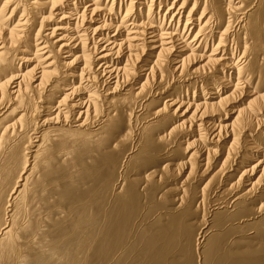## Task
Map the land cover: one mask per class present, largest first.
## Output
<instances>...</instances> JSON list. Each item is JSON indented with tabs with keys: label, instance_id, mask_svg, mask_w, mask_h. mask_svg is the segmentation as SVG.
Listing matches in <instances>:
<instances>
[{
	"label": "bare ground",
	"instance_id": "6f19581e",
	"mask_svg": "<svg viewBox=\"0 0 264 264\" xmlns=\"http://www.w3.org/2000/svg\"><path fill=\"white\" fill-rule=\"evenodd\" d=\"M12 1L0 7V163L29 166L15 199L0 186V264H264V81L244 90L264 62V0L243 14L250 0H194L187 16L192 0H18L7 15ZM53 18L64 23L46 34ZM49 135L70 139L72 189L86 191L52 205L66 218L50 214L21 250L17 213L42 225L41 193L62 160ZM86 149L98 152L78 161Z\"/></svg>",
	"mask_w": 264,
	"mask_h": 264
},
{
	"label": "rangeland",
	"instance_id": "374dc122",
	"mask_svg": "<svg viewBox=\"0 0 264 264\" xmlns=\"http://www.w3.org/2000/svg\"><path fill=\"white\" fill-rule=\"evenodd\" d=\"M5 1L6 0H0V7L3 6V4H4ZM111 1L112 0H110V2ZM239 1L240 0H236L235 2L237 3ZM12 2L13 3H11V5L12 4L13 5L11 6L10 10H6L7 15H10V13L12 12V10L16 7V2L18 3L19 1L18 0H15V1H12ZM173 2H174V0H170L169 4L167 3V5L168 6H171V4ZM194 3H195L194 0H192L189 3L188 8L185 10L186 11L185 12V15L186 16L191 11L192 6L194 5ZM200 3L202 4L203 3V0H201ZM181 4H182V2H180L179 5L176 3V6H174L175 9H174V11H172V13L174 15L176 14L175 15L176 17L174 16V19L173 20H172V18H170L171 17L170 14H168L166 16L167 18L169 17L168 18V22L170 21L167 24L168 25V28H174V27H175V29L177 28V21H179V18L181 17V16L179 17L180 11L178 12V9L177 8H179ZM254 6L255 5H253L252 0L248 1L246 3L245 9L242 10V14L248 12V10H251ZM161 9H162V11H161L162 12V15H164L167 12V9L168 8L162 7ZM156 10L158 11V9H156ZM202 10H203V5H201V6L198 5V7H197L198 13H197L196 18H194V19H197L200 16ZM16 11H18V12L15 13V15H14V17L12 19V23L10 22V24L8 26L9 29L15 27L17 25V23L21 20L22 10L19 11V9H18ZM252 12H254V11H252ZM46 14H43V15L44 16L46 15V17H48L49 12H47ZM261 14H263V9L261 11L259 10V13L254 16V20L257 19V18H259V15H261ZM243 16L241 15L240 18H243ZM58 20L59 19H57V18H55V19L53 18V20L51 22H47V23L44 24L46 26V28H45L46 34L50 33V31H47V30H51L53 27H55L57 25H61V24L64 23V21L59 22ZM182 21H184V22H182V24L180 26V30L183 29V25L185 23V18ZM237 23H239V21ZM40 24L41 23L36 24V26H35V29L36 30L39 29L38 27H39ZM31 27H32V25H31ZM93 27L95 28V27H97V25L96 26L93 25ZM20 28L22 29V27H20ZM29 28H30V23H28V27L26 28V31L25 32H27V31L29 32L30 31ZM233 31H234V28H232L230 32H233ZM59 33H61V31H59ZM42 39H43V41H46V40L49 41V38L48 37H45V38L42 37ZM41 42H42V40H40L38 43H41ZM209 50L210 49H208V51ZM63 57H66V55H64ZM195 65H197L196 66V68H197L201 64L196 63ZM259 75L260 76H258L257 78H255L252 81V83H250V85H247L246 87L243 85V87H245L244 90H247V91L252 92V91L255 90L254 88L256 87V84L258 83L259 80H260V82H263L264 81V62H262V65H261V68H260V74ZM234 77H237V76H235V74H234ZM180 83L181 82H175L170 87H168V89H166V90H169L170 91V90H172L174 88L175 85H178ZM210 83L211 82H209V84ZM155 87H157V86H155ZM209 87H211V86L209 85ZM209 87H208V89H210ZM185 91H186V89H185ZM191 91H190L191 92L190 95L192 96V93H194L195 90L192 89ZM258 91H259V94L260 95H264V83H262V86L260 87V89ZM258 91H256L255 93H258ZM199 93H197V94H199ZM119 94L120 93H117V95H119ZM235 95H238V94H235ZM184 96H187L186 93H184L182 95H179V98L178 99H180V100L181 99L182 100L183 99H186L187 97H184ZM245 96L246 95L241 96L240 97V100L243 99ZM155 97H157V95L155 93H152L148 98H145L143 100V102L146 101V100H149V101L154 102V98ZM165 97H168V95H166ZM199 97H196V101H194L195 103L198 102ZM207 97H209V96H207ZM172 98H174V97H172ZM183 101H189V100H183ZM190 101H193V100H190ZM235 102L236 103L233 104V106H234L233 109H236V107L239 106L238 105L239 99L238 100H235ZM154 104H151L150 105V113L148 114V116L149 115H152L153 111L156 108H158V106L160 105V104H156V105H154ZM184 111H185V109H183V111L180 113V115H178V116H176L174 118H178L179 120H181V122L184 121V119H186V118L183 117V115H181ZM189 111L192 112V110H189ZM187 115L189 117L191 115V113L190 114H187ZM179 116H181L183 118H180ZM145 117H147V116H145ZM154 117L155 116H153V115L152 116H149L142 123L148 122L149 120H151ZM220 117L221 116L216 115V116L212 117L211 120H213L215 123H218L221 120ZM234 117H235V115H232V114L229 113L228 114V119L226 117L227 120L224 121V122L229 125V124L232 123ZM38 119L41 120V118H38ZM179 120H176V121H179ZM176 121H172V122H176ZM172 122H171V124H172ZM190 123H192V122H190ZM190 123H189V125H191ZM171 126H174V124L171 125ZM171 126L165 128V129H163L161 131H167ZM37 127L38 126H36V129H37ZM48 127H50V128L53 127V124L52 123H49ZM40 128L37 131H40ZM263 130H264V128H263ZM186 137H187V139H189L191 137H193V139L194 138L197 139V137L195 135H192L191 133H187L186 134ZM46 138L51 139L52 141H54V143L56 144V146L54 147V149L56 150L57 154L61 157L62 160H59L57 167L50 172L49 177H48V179H49L48 187H46L45 190H43L42 193H41V197H42L41 203H40L41 205L37 209V214H39V217L42 220V225L39 224V221L35 217V214H32L30 216L29 214H27L25 212H19V213H17V218H16V221H15V223L13 225L15 231H14V233H12V235L17 240V248L18 249H21V250L25 249V246L27 245V243L33 237H35L36 235H38L40 233V230H41V228L43 226H46L47 227V226L50 225L48 223L43 222V220L46 219V218H48L50 216V214L59 215L57 218H66L65 216L68 214V210H67L66 207H65V209H63L62 207H57L56 209H53L51 207L52 205H55V204H59V203L64 202L62 199H64V197H65V195L67 193V196H66V199H67L66 206H67L68 205V200H69V203H70V199L69 198L71 196H72L71 198L74 199L77 195H79L81 193H84L86 191L84 187H80L77 190L76 193H74L75 191L72 189L73 188L72 187V179L75 177V175L73 174L72 169H71V165H72V162L74 160L73 150L71 149L70 145H68V144L65 143L66 141H69L70 139L67 138V137L54 136V135H49ZM189 140L192 142V139H189ZM252 140H253V138L250 139L249 141H251V143H252ZM23 141H28V136L26 134L21 135V136L17 137L16 139L12 140L11 141V145H12V147H14V146H17L18 147ZM261 141L262 142H260L259 144H261V143L263 144L264 143V138H261ZM197 146H198L197 148H196V146L194 147V149H193L194 151H196V150H202L204 148L203 146H201V144H199V145L197 144ZM25 147H26V145L23 147V151L25 150ZM190 148H193V146H191ZM97 152L98 151H96L94 149H86V150L80 151V152L77 153L78 154V161H84V160L91 159L92 158V153H94V155H96ZM250 153L253 154V160H255L258 156H260V154H255V153H253L251 151H250ZM26 154H27V150H26ZM180 154H182V153H180ZM254 155H257V156L255 157ZM174 156L175 157H173L171 159L173 161L177 162V163L182 162V161H187V159H185V156H177V155H174ZM159 162H163V160L160 159ZM247 163L252 164L251 161L250 162H247ZM14 164H15V160H14L13 157H10L8 160L3 159V161L0 163V186L2 188V189L1 188L0 189L3 190V191H5L6 193L10 192L9 193L10 197L6 200L7 203L10 201V199H15L16 196H17V194H18V192L24 189V187L21 186L22 183H19V180L21 179V175L23 174V172H25L27 170V167L29 166V162L26 161L25 166H24V163H23V165H21L18 169H13L12 166H14ZM51 173H53V177H50ZM174 183H176V182H174ZM32 187H33V185H29L27 187L26 192H25V195L27 197H30L31 196L30 190L32 189ZM228 198H226V200ZM15 204L16 203L13 204V208L15 207ZM46 209L48 210V212H46ZM29 219H31L32 221L29 222L28 221ZM223 220H225V219H223ZM5 222H7V221L5 220ZM29 226H33V229L30 232H28L27 234H23L21 232V230L22 229H26ZM28 256H29L28 253L27 254L23 253V254H21L19 256V258L20 259H24V258H27Z\"/></svg>",
	"mask_w": 264,
	"mask_h": 264
}]
</instances>
